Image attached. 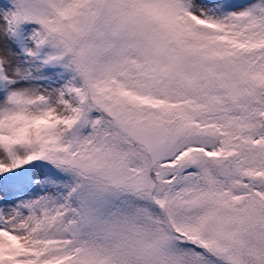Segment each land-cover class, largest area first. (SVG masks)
Here are the masks:
<instances>
[{
    "label": "snow or ice",
    "instance_id": "obj_1",
    "mask_svg": "<svg viewBox=\"0 0 264 264\" xmlns=\"http://www.w3.org/2000/svg\"><path fill=\"white\" fill-rule=\"evenodd\" d=\"M0 264H264V0H0Z\"/></svg>",
    "mask_w": 264,
    "mask_h": 264
}]
</instances>
